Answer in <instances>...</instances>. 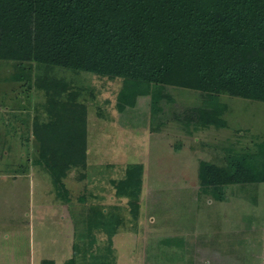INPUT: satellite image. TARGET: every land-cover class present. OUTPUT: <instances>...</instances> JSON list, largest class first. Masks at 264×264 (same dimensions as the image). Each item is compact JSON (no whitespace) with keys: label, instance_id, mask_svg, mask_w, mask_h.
<instances>
[{"label":"rangeland","instance_id":"rangeland-1","mask_svg":"<svg viewBox=\"0 0 264 264\" xmlns=\"http://www.w3.org/2000/svg\"><path fill=\"white\" fill-rule=\"evenodd\" d=\"M66 69L0 59V264H264V183L225 184L217 199L198 176L200 160L223 166L264 139L263 101L222 94L224 123L187 131L184 114L204 95L168 88L172 112L154 119L150 93L119 108L122 78ZM48 72L72 79L57 99L73 89L86 119L85 163L62 187L35 161L26 125L50 114L36 87ZM133 163L137 196L117 193Z\"/></svg>","mask_w":264,"mask_h":264},{"label":"trees","instance_id":"trees-1","mask_svg":"<svg viewBox=\"0 0 264 264\" xmlns=\"http://www.w3.org/2000/svg\"><path fill=\"white\" fill-rule=\"evenodd\" d=\"M0 59L120 77L118 107L148 92L154 119L172 112L168 88H189L208 104L184 114L186 130L222 125L220 95L264 102V0H0ZM45 74L35 82L50 114L26 125L39 144L35 161L62 187L68 170L85 163L86 119L73 89L57 99L72 79ZM226 157L223 166L198 164L213 197L222 199L228 183H264V139ZM140 174L141 165H128L117 193L137 196Z\"/></svg>","mask_w":264,"mask_h":264}]
</instances>
